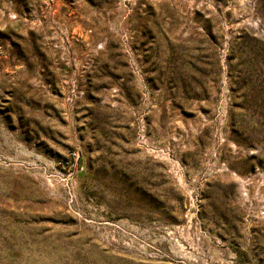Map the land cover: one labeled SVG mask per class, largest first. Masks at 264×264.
Wrapping results in <instances>:
<instances>
[{
    "label": "rangeland",
    "instance_id": "rangeland-1",
    "mask_svg": "<svg viewBox=\"0 0 264 264\" xmlns=\"http://www.w3.org/2000/svg\"><path fill=\"white\" fill-rule=\"evenodd\" d=\"M0 264H264V0H0Z\"/></svg>",
    "mask_w": 264,
    "mask_h": 264
}]
</instances>
